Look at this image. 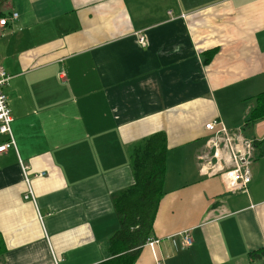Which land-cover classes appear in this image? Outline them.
I'll use <instances>...</instances> for the list:
<instances>
[{
  "label": "crops",
  "instance_id": "0c3cea01",
  "mask_svg": "<svg viewBox=\"0 0 264 264\" xmlns=\"http://www.w3.org/2000/svg\"><path fill=\"white\" fill-rule=\"evenodd\" d=\"M13 13L0 27L16 145L0 154V264L110 260L114 198L134 184L129 148L159 132L168 154L158 256L264 264L249 259L264 249V153L240 194L200 175L197 160L215 120L264 141V120L245 128L264 93V0H0V17ZM181 233L193 240L185 250ZM153 262L145 245L136 264Z\"/></svg>",
  "mask_w": 264,
  "mask_h": 264
},
{
  "label": "trees",
  "instance_id": "16d2710c",
  "mask_svg": "<svg viewBox=\"0 0 264 264\" xmlns=\"http://www.w3.org/2000/svg\"><path fill=\"white\" fill-rule=\"evenodd\" d=\"M217 52L218 50L207 51L205 55L208 59L205 63L210 62ZM263 120L264 93H261L256 97V105L249 113L245 128H254ZM263 143L264 141L253 140L255 151H259ZM167 154V136L163 132L155 133L130 146L128 156L134 184L114 198L119 229L109 240L111 259L101 264L137 263L143 247L152 238L153 225L165 194ZM6 252L0 234V257ZM249 259L253 263L263 260L264 249L249 253Z\"/></svg>",
  "mask_w": 264,
  "mask_h": 264
},
{
  "label": "built area",
  "instance_id": "2783aa9c",
  "mask_svg": "<svg viewBox=\"0 0 264 264\" xmlns=\"http://www.w3.org/2000/svg\"><path fill=\"white\" fill-rule=\"evenodd\" d=\"M18 18L17 13H13L11 18L0 19V27H7L9 19ZM138 44L145 47L146 39L143 33H138ZM60 77L65 79V72L61 71ZM11 77L4 69H0V134L7 137V140L0 146V154L7 152L10 148H16L12 134L11 124L13 122L11 110L8 105V98L4 92L9 85ZM206 130L210 132L204 150L197 157L199 173L205 177H220L226 186V190L233 194L246 193L251 182L250 165L255 157V147L253 141L242 135L241 130L230 131L221 121L215 120L206 125ZM25 180L27 178V167L20 161ZM41 176H45L43 173ZM27 199L34 200L31 192ZM176 246L185 250L192 246L193 240L188 233H181L177 236ZM160 240L150 238L145 244L154 255L155 261L152 264H165L164 260L157 254Z\"/></svg>",
  "mask_w": 264,
  "mask_h": 264
},
{
  "label": "rangeland",
  "instance_id": "374dc122",
  "mask_svg": "<svg viewBox=\"0 0 264 264\" xmlns=\"http://www.w3.org/2000/svg\"><path fill=\"white\" fill-rule=\"evenodd\" d=\"M243 134V133H242ZM248 135V134H247ZM243 136L245 137V135L243 134ZM246 138V137H245ZM248 139V138H247ZM260 151H262L263 153H264V143L261 145V147H260ZM259 151V152H260ZM258 163H259V165H260V167H262L263 169H264V159L263 160H260V161H257ZM256 161H252L251 162V165H250V167H249V169H250V172H251V166H252V164L254 163H257ZM249 188H250V186H249ZM153 257H154V255H153ZM154 261H155V258H154Z\"/></svg>",
  "mask_w": 264,
  "mask_h": 264
}]
</instances>
